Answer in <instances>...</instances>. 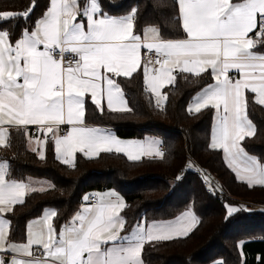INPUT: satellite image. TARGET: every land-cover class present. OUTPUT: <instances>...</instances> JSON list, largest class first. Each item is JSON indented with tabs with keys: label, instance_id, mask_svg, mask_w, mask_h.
<instances>
[{
	"label": "snow or ice",
	"instance_id": "obj_1",
	"mask_svg": "<svg viewBox=\"0 0 264 264\" xmlns=\"http://www.w3.org/2000/svg\"><path fill=\"white\" fill-rule=\"evenodd\" d=\"M155 7L166 14L142 16L139 3L125 8L115 0H45L42 8L29 0L22 12L0 11V147L19 136L41 160L51 145L73 167L77 153L163 158L158 139L122 141L90 126L87 105L131 112L118 81L140 76L162 107V89L183 74L199 88L187 111H213L208 147L222 151L239 181L264 186V157L246 147L257 131L250 105L264 106V0H157ZM45 190L14 177L0 157V264H145L147 245L187 237L198 223L187 207L175 219L142 218L129 227L123 197L104 191L84 195L62 224L56 210L45 209L17 237L15 206Z\"/></svg>",
	"mask_w": 264,
	"mask_h": 264
},
{
	"label": "trees",
	"instance_id": "obj_2",
	"mask_svg": "<svg viewBox=\"0 0 264 264\" xmlns=\"http://www.w3.org/2000/svg\"><path fill=\"white\" fill-rule=\"evenodd\" d=\"M115 2L125 8L139 3L141 14L146 17L166 14L155 7L157 0ZM39 3L42 8L45 0ZM159 3L164 6L170 0H159ZM28 4L29 0H0V11L22 12ZM41 8L35 15H39ZM118 82L132 111L116 113L105 108L100 113L89 101L87 121L109 125L123 138L159 134L164 157L130 161L126 155L115 152H102L93 158L79 153L73 167L57 160L51 145L41 160L31 151L26 138L16 136L10 147H0V157L9 160L12 175L23 180L47 179L54 185L44 192L26 194L25 203L15 206V216L11 219L16 236L45 207H53L60 217L57 224H62L80 207L84 195L93 190L115 188L125 199L127 207L122 215L129 227L143 216L167 219L187 207L193 208L198 216V224L187 237L147 245L145 264H264V209L247 210L238 206L236 213L229 214L227 206L235 203L229 196L225 197L227 192L264 204V186L250 187L239 181L224 162L222 151L208 147L213 111L201 114L187 111L189 101L199 90L194 78L178 75L176 82L167 86L168 100L162 107H157L142 77L120 78ZM249 116L257 131L247 140V150L264 157V106L250 105ZM189 164H194L196 169H189ZM202 170L214 175L225 192L207 190L200 175ZM181 171L184 177L178 180Z\"/></svg>",
	"mask_w": 264,
	"mask_h": 264
},
{
	"label": "crops",
	"instance_id": "obj_3",
	"mask_svg": "<svg viewBox=\"0 0 264 264\" xmlns=\"http://www.w3.org/2000/svg\"><path fill=\"white\" fill-rule=\"evenodd\" d=\"M166 88H167V86L164 88V89H162V92H166L167 93V91H166ZM199 91V90H198ZM197 91V92H198ZM196 94V93H195ZM194 94V95H195ZM193 95V96H194ZM192 96V97H193ZM155 97V96H154ZM125 98L127 99V97H126V95H125ZM192 99V98H191ZM155 100H156V98H155ZM191 101V100H190ZM190 101H189V103H190ZM166 102H164V104H165ZM189 103H188V105H189ZM163 104V105H164ZM188 105H187V107H188ZM213 122V121H212ZM87 123L90 125V126H96V127H101V128H104V129H106V130H109L112 134H114L118 139H120V140H122V141H146V140H148V139H153V138H155V139H158V140H160L161 141V145H160V147H161V150L163 151V148H164V145H163V140H162V137H161V135H159V134H148V135H146V136H144V137H142V138H123V137H120V136H118L117 134H116V131H115V129L113 128V127H111V126H109V125H104V124H99V123H95V122H88L87 121ZM33 129H35L36 130V128L35 127H32L31 129H30V131H31V133H32V130ZM36 136H39V133L37 132V130H36V133L34 134V136H33V139L36 137ZM28 146H29V148L31 149V147H34L35 146V144L34 143H32L31 145L28 143ZM79 153H77L76 154V157H77V155H78ZM76 157H75V161H76ZM143 158V157H142ZM29 178H31V182H32V185H33V187H36V188H39V187H41V186H43V187H45V188H48V184H50V182L48 181V182H45L46 180L45 179H42V178H35V177H29ZM29 178H27V179H25L24 180V182H26V183H28L29 182ZM104 191H115V192H117V193H119L120 194V196H122V194H121V192L120 191H118V190H116L115 188H106V189H102V190H93V191H91L90 193H88L87 195H92V194H95V193H98V192H104ZM123 197V196H122ZM123 199H124V197H123ZM125 200V199H124ZM230 206H232V207H236V208H239L238 207V205H230ZM45 209H54L53 207H45ZM44 209V210H45ZM44 210H43V212H44ZM55 210V209H54ZM186 210V209H185ZM184 211V210H183ZM43 212L40 214V215H38V216H36V217H34V218H37V217H39V216H41L42 214H43ZM195 212V211H194ZM179 214V213H178ZM177 214V215H178ZM196 214V213H195ZM176 215V216H177ZM176 216H174V217H171V218H167V219H152V218H148L147 216H143L142 218L143 219H147L148 221H152V220H156V221H161V220H172V219H175V217ZM196 216H197V214H196ZM34 218H32V219H34ZM141 218V219H142ZM197 218H198V216H197ZM31 220V219H30ZM198 222H199V219H198ZM198 224V223H197Z\"/></svg>",
	"mask_w": 264,
	"mask_h": 264
},
{
	"label": "rangeland",
	"instance_id": "obj_4",
	"mask_svg": "<svg viewBox=\"0 0 264 264\" xmlns=\"http://www.w3.org/2000/svg\"><path fill=\"white\" fill-rule=\"evenodd\" d=\"M189 169H196V166L194 164H189L188 165ZM207 174H205V173ZM200 175H201V178H202V181H203V185L204 187L207 189V190H223V192H225V189L222 187L220 181L212 174H210L209 172L207 171H200ZM205 175L208 176V180L211 181V183H209L208 187L205 186L204 182L206 181L204 179ZM46 181L45 182H48L47 179H45ZM223 196V194H222ZM228 197L230 198V201L234 202L235 205H238L240 206L241 208H245L247 209V206L250 205V204H253L254 205V208L252 210H261V209H264V204H261L260 202H256V201H252L251 199H248V198H244L242 196H238L236 194H229L227 192H225V197ZM247 210H251V209H247Z\"/></svg>",
	"mask_w": 264,
	"mask_h": 264
},
{
	"label": "built area",
	"instance_id": "obj_5",
	"mask_svg": "<svg viewBox=\"0 0 264 264\" xmlns=\"http://www.w3.org/2000/svg\"><path fill=\"white\" fill-rule=\"evenodd\" d=\"M32 133L35 134V133H36V130L33 129V130H32ZM204 173H205V172H204ZM205 174H207V173H205ZM207 175H208V174H207ZM179 177H181V179H183V177H184V171H181V172H180ZM209 183H211L210 180H206V181L204 182V184H205L206 187H208ZM214 191H217L218 193H223V190H214ZM220 199H222V195H221ZM253 208H254V205H253V204H250V205L247 206V209H251V210H252Z\"/></svg>",
	"mask_w": 264,
	"mask_h": 264
}]
</instances>
